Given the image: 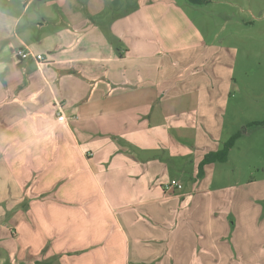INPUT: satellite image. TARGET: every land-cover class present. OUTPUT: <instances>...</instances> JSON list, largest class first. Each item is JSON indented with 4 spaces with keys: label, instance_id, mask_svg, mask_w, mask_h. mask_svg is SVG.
Instances as JSON below:
<instances>
[{
    "label": "crops",
    "instance_id": "1",
    "mask_svg": "<svg viewBox=\"0 0 264 264\" xmlns=\"http://www.w3.org/2000/svg\"><path fill=\"white\" fill-rule=\"evenodd\" d=\"M214 47L175 0H0V264L173 260L229 109Z\"/></svg>",
    "mask_w": 264,
    "mask_h": 264
},
{
    "label": "rangeland",
    "instance_id": "2",
    "mask_svg": "<svg viewBox=\"0 0 264 264\" xmlns=\"http://www.w3.org/2000/svg\"><path fill=\"white\" fill-rule=\"evenodd\" d=\"M175 1L215 46L211 67L221 66L229 81L228 113L213 144L239 138L228 161L212 168L213 192L189 197L190 209L179 203L176 256L155 263L264 264V0ZM207 206L212 218L202 212Z\"/></svg>",
    "mask_w": 264,
    "mask_h": 264
},
{
    "label": "trees",
    "instance_id": "3",
    "mask_svg": "<svg viewBox=\"0 0 264 264\" xmlns=\"http://www.w3.org/2000/svg\"><path fill=\"white\" fill-rule=\"evenodd\" d=\"M260 124L264 125V122H262ZM238 138H239V134L233 136L229 141H227L224 144L223 148L220 149L219 151L212 152V153L208 154L205 157V159L202 161V163H201V166H200L201 170L207 164L218 163V162H220V163L227 162L229 154H230V151L235 146L236 141L238 140Z\"/></svg>",
    "mask_w": 264,
    "mask_h": 264
},
{
    "label": "built area",
    "instance_id": "4",
    "mask_svg": "<svg viewBox=\"0 0 264 264\" xmlns=\"http://www.w3.org/2000/svg\"><path fill=\"white\" fill-rule=\"evenodd\" d=\"M16 56H17V58H19L21 60L34 59L38 63H44L47 60L45 55L36 54V53L30 51L29 49L19 50L16 53ZM58 120L63 122V121H66L67 119H66V116L61 113L58 116ZM174 186L180 187V185L176 181H172L171 184H167L166 189L169 190V189L173 188Z\"/></svg>",
    "mask_w": 264,
    "mask_h": 264
}]
</instances>
